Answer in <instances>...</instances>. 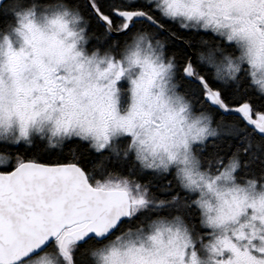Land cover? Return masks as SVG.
<instances>
[{
  "label": "snow or ice",
  "instance_id": "6c2138e0",
  "mask_svg": "<svg viewBox=\"0 0 264 264\" xmlns=\"http://www.w3.org/2000/svg\"><path fill=\"white\" fill-rule=\"evenodd\" d=\"M0 264H264V0H0Z\"/></svg>",
  "mask_w": 264,
  "mask_h": 264
}]
</instances>
